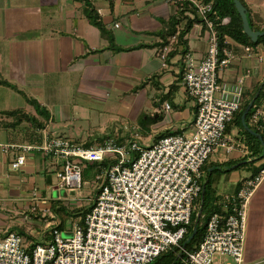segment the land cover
Returning <instances> with one entry per match:
<instances>
[{
  "label": "crops",
  "instance_id": "crops-1",
  "mask_svg": "<svg viewBox=\"0 0 264 264\" xmlns=\"http://www.w3.org/2000/svg\"><path fill=\"white\" fill-rule=\"evenodd\" d=\"M89 2L104 31L122 51L109 49L102 32L84 16L81 0H0V239L10 232H22L31 242H44L57 216L51 213L53 201L46 194L55 189L56 161L34 151L14 171L10 165L15 155L2 147L40 145L41 131L61 136V128L85 122L100 130L93 140H73L85 147L98 145L107 137L118 145L136 142L147 147L170 135L188 137L193 132L195 107L181 85L184 57L189 55L197 64L208 46L205 26L193 10L169 0ZM241 2L252 24L261 28L264 0ZM180 9L185 10L177 30L192 22L184 36L185 55L181 48L175 50L173 36L166 45L158 36L162 23L177 16ZM223 20L222 25L229 22L228 18ZM223 42L234 60L219 73L218 81L232 85L243 78V101L249 100L264 82V63L246 57L244 48L250 45L228 37ZM134 47L139 48L126 50ZM164 47L168 51L161 60ZM21 114L34 119L33 125L20 118ZM124 120L132 127L127 128ZM110 121L114 127L109 133L105 122ZM228 135L237 138V130L231 129ZM225 164L232 165L222 169L224 173L217 169L211 185L212 205L220 212H224L220 205L224 199L230 203L242 184L264 169V158H250V152L245 158L237 151L228 155L218 152L208 158L203 169L210 173ZM204 177L203 171L201 180ZM57 191L56 201L63 207L68 193L62 191L65 195L60 196L61 191ZM32 193H36L38 203L35 213L31 212L35 202ZM47 209L52 218L42 221L38 215ZM246 216L244 262L264 264V178L248 202ZM80 218H75L72 225ZM59 223L64 230L65 223L61 219ZM40 230L44 231L38 242L35 239Z\"/></svg>",
  "mask_w": 264,
  "mask_h": 264
},
{
  "label": "built area",
  "instance_id": "built-area-1",
  "mask_svg": "<svg viewBox=\"0 0 264 264\" xmlns=\"http://www.w3.org/2000/svg\"><path fill=\"white\" fill-rule=\"evenodd\" d=\"M169 2L187 5L207 32L203 60L196 64L189 55L184 57L181 85L196 111L192 134L170 135L147 147L136 142L118 145L109 137L85 147L43 130L40 145L2 147L4 152L13 151L15 159L10 168L14 171L34 151L54 158L58 165L55 189L66 193L81 189V163L111 164L95 176L97 193L92 207L72 225L68 238H62L57 224L50 227L47 241L41 243L28 241L17 232L7 233L0 239V264H150L166 250L179 248L195 211L201 169L208 158L218 152L228 155L237 151L243 158L249 155L244 142L226 134V127L243 102V78L232 85L218 81L219 73L234 57L219 45L210 19L212 3ZM167 51V47L162 49L161 60ZM244 51L247 58L264 63V45L246 46ZM248 114L247 126L264 135V97L253 102ZM263 178L264 169L245 181L230 203L222 201L225 216H209L198 247L192 252L180 249L182 264H246L243 246L247 207ZM32 197L35 202L31 212L35 213L36 193ZM40 212L42 218H52L48 209Z\"/></svg>",
  "mask_w": 264,
  "mask_h": 264
},
{
  "label": "trees",
  "instance_id": "trees-1",
  "mask_svg": "<svg viewBox=\"0 0 264 264\" xmlns=\"http://www.w3.org/2000/svg\"><path fill=\"white\" fill-rule=\"evenodd\" d=\"M205 1L212 3L213 14L210 15V19L213 22L214 30L216 32L220 47L223 46V41L225 37H228L243 45H250V46H256L258 44L264 45V36L259 37L255 43H252L250 39L243 33L240 17L235 10L232 0H205ZM81 2L84 5V8H83L84 16L90 20L93 26H95L102 32V34L104 35V38L107 39L109 42V46H108L109 49L112 51H122L123 49L116 47L111 39V36L104 31L100 18L97 12L95 11V9L92 7L89 0H81ZM239 2L242 4L241 0H239ZM184 10L180 9L177 16L171 17L167 21L163 22L162 28L158 33V36L163 45H166L167 39L173 36L175 38V50L177 47L181 48L182 55H185L186 53V42L184 40V36L188 32L192 24V22L190 23L187 22V24L181 30L179 31L177 30V27L180 21L182 20L180 19V17ZM225 18H228L229 22L226 25H222L221 22ZM247 20H248L250 29L252 31H255V32L264 31V25L261 28L255 27L252 24L251 18L248 16V14H247ZM138 48L139 47H134V48L126 49V50L127 51L134 50ZM173 54L174 53H172L171 55ZM6 85L10 87V85L8 84ZM263 93H264V82L260 86L259 90L256 92V94H258L256 100L261 98L262 97L261 95H263ZM253 97L254 95L249 100L242 102L239 111L234 114L231 123L228 124V126L226 127V134H228V132L231 129H236L238 137L237 138L235 137V139L241 142H244L247 145L249 152H250V158L255 157L256 159L258 158L260 159V158H264V135H260L259 133L251 129L257 135H260L262 137V141H259L256 137L250 135L247 131L244 130L241 124V121H240V117L242 115L243 110L245 109V107L247 106V104L250 102V100ZM35 108L38 111V107L36 106ZM8 114L12 115L13 113H8ZM19 116L20 118L24 119L26 122H30L33 125L34 119L28 116H25L23 114ZM248 116L249 114L245 116L246 125L248 121ZM38 126L42 128L43 125L41 123H38ZM132 157L136 158V155H133ZM91 164H93V167L96 168V174H95L96 176L100 172L101 169L108 167L111 164V162L104 161L100 164H97V163H91ZM231 165L232 164L216 166L214 167V170L210 173L208 171L209 169H206V168L203 169L204 166L202 167L201 172L203 171L205 172V177L203 180L200 179V183H201V191H202V187L204 188V191L202 195L200 191L198 198L194 202L195 211L191 214L190 222H189V225L187 226L186 234L184 235L182 240L179 242V248L172 247L166 250L164 253L160 254L155 260H153L150 264H182L181 259L183 258V253H180V249H183L185 252H192L198 247V245L201 243L203 239L206 222L209 216L212 215L213 213H218L222 217L225 216V212H220L218 208H214V206L212 205V195H211L212 176L214 173L217 172V169H221V172L224 173L226 171H222V169L224 168L228 169L231 167ZM96 193L97 191H95V195ZM91 207H92V203L89 205V207L85 209H82V208L75 209L71 213L67 212V214L70 215V217H74V219L77 217L82 218L84 214L87 213L91 209ZM51 209L54 213H57V215H60L63 210V208L59 206V202L57 201L51 203ZM198 212L200 213L199 217H197ZM195 224H196V233L194 237L192 238V240L186 243V240L191 235L192 229ZM57 229L60 231H63L62 223L57 224ZM17 233L21 237L25 238L26 240L32 241V239L27 237L26 234L22 232H17ZM47 239L48 237H46L44 241H47Z\"/></svg>",
  "mask_w": 264,
  "mask_h": 264
},
{
  "label": "rangeland",
  "instance_id": "rangeland-1",
  "mask_svg": "<svg viewBox=\"0 0 264 264\" xmlns=\"http://www.w3.org/2000/svg\"><path fill=\"white\" fill-rule=\"evenodd\" d=\"M124 120L123 123L125 124V126L128 128H131L132 125L127 121ZM106 126L108 127V131L107 132H112L113 131V127H114V122L110 121V123L105 122ZM110 124V125H107ZM73 126H69L68 129H62L61 128V136L56 135L57 137L63 138V139H67L70 141H80L82 142L83 140L86 139H90L93 140L95 138V136H99L100 135V130L99 128L95 127L93 124H89L88 122H85L84 124L78 125L75 124ZM80 126V127H79ZM107 127H103V128H107ZM236 130V129H234ZM50 158V157H49ZM53 162L55 161L54 158H50ZM81 168H82V181H83V186L80 190L76 191L75 193H71V194H67V197L64 199L65 200V204L62 203L63 205V210L61 212V215H54L57 213H54L51 209V213L54 215V221L55 224H59L60 219L65 223L64 224V230L61 233L62 238H68L70 236V230L72 227V221H74V217H70V215L67 214V212L71 213L73 210L78 209V208H82L85 209L86 207H88V205L93 202L94 198H95V191H97V181L95 180V174H96V168L93 167V164L90 163H81ZM95 166V165H94ZM53 188V186H51ZM47 194V199L49 201H53L56 202L57 198H58V191L55 189H50L49 191H46ZM60 196L63 195V192L61 191ZM65 195V194H64ZM63 200V199H62ZM72 203V205H68L67 207L65 205ZM79 203V204H76ZM61 204V202H59V205ZM68 208V209H67ZM67 209V210H66ZM41 215V212H40ZM38 218L43 220H47L50 221V217L46 216L44 218H41L38 215ZM45 220V221H46ZM41 223V222H40ZM43 224H45V222H42ZM51 228H49L47 230V234L50 233ZM44 230H40V235L36 236L35 241L40 242V237L42 236V232ZM46 231V230H45ZM40 239V240H37Z\"/></svg>",
  "mask_w": 264,
  "mask_h": 264
},
{
  "label": "water",
  "instance_id": "water-1",
  "mask_svg": "<svg viewBox=\"0 0 264 264\" xmlns=\"http://www.w3.org/2000/svg\"><path fill=\"white\" fill-rule=\"evenodd\" d=\"M233 2V5L235 7V10L237 12V14L239 15L240 17V20H241V25H242V30H243V33L250 39V41L252 43H255L257 41V39L259 37H262L264 36V31L262 32H255V31H252L250 29V26L248 24V20H247V14H246V10L245 8L243 7V5L239 2V0H232ZM258 94H256L251 100L250 102L247 104V106L245 107V109L243 110L242 112V115L240 117V121H241V124L244 128L245 131H247L250 135L256 137L259 141H262V137L260 135H257L255 132H253L251 129H249L245 123V116L248 114V112L250 111L251 109V106L253 104V102L256 100ZM203 191H204V188L202 187V191H201V195L203 194ZM64 195V193H63ZM199 212L197 213V217H199ZM196 233V224L194 225L193 229H192V233L191 235L188 237V239L186 240V243L189 242L190 240H192V238L194 237Z\"/></svg>",
  "mask_w": 264,
  "mask_h": 264
}]
</instances>
